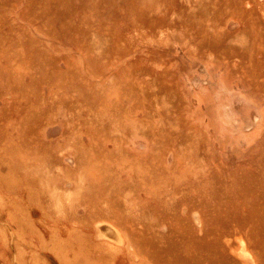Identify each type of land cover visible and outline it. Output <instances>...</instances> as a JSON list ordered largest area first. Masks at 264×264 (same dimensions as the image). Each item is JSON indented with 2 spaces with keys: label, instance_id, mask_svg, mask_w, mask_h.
Instances as JSON below:
<instances>
[{
  "label": "rangeland",
  "instance_id": "rangeland-1",
  "mask_svg": "<svg viewBox=\"0 0 264 264\" xmlns=\"http://www.w3.org/2000/svg\"><path fill=\"white\" fill-rule=\"evenodd\" d=\"M262 204L264 0H0V264H263Z\"/></svg>",
  "mask_w": 264,
  "mask_h": 264
},
{
  "label": "bare ground",
  "instance_id": "bare-ground-1",
  "mask_svg": "<svg viewBox=\"0 0 264 264\" xmlns=\"http://www.w3.org/2000/svg\"><path fill=\"white\" fill-rule=\"evenodd\" d=\"M237 170H238V169H237ZM234 172H235V171H234ZM239 173H240V172H239ZM242 175H243V174H242ZM218 177H219V176H218ZM257 181H258V180H257ZM258 182H259V181H258ZM223 183H224V182H223ZM238 184H239V183H238ZM240 185H241V184H240ZM222 186H223V185H222ZM242 186H243V185H242ZM253 187H254V186H253ZM242 188H243V187H242ZM227 189H229V188H227ZM239 191H240V190H239ZM254 191H255V190H254ZM240 193H241V192H239V194H240ZM251 193H254V192L251 191ZM227 194H228V193H227ZM241 194H243V192H242ZM249 194H250V193H249ZM255 194H256V192H255ZM243 195H244V194H243ZM238 196L240 197V195H238ZM249 196H250V195H249ZM254 196H255V195H254ZM250 197H251V196H250ZM257 198H259V197H257ZM241 199H242V198H241ZM243 199H245V196H244ZM228 200H229V199H228ZM236 200H237V199H236ZM229 201H230V200H229ZM237 201H239V200H237ZM252 201H253V200H252ZM257 201H258V199H257ZM257 201H256V202H257ZM241 202H242V200H241ZM243 202H244V201H243ZM239 203H240V201H239ZM244 203H246V201H245ZM244 203H243V205H244ZM249 203H251L250 206H252V202H249ZM257 203L259 204V202H257ZM261 203H263V202L261 201ZM234 204H236V203H234ZM258 204H257V205H258ZM228 205H229V204H228ZM237 205H238V204H237ZM237 205H236V206H237ZM262 205H263V204H262ZM231 206L234 207L233 205H231ZM231 206H230V208H231ZM255 206H256V204H255ZM260 206H261V205H260ZM188 207H189V206H188ZM223 207H224V205H223ZM226 207H227V206H226ZM237 207H238V206H237ZM246 208H247V207H246ZM254 208H256V207H254ZM258 208H259V207H258ZM263 208H264V205H263ZM189 209H190V208H189ZM223 209H225V208H223ZM237 209H238V208H237ZM237 209H236V210H237ZM240 210H241V208H240ZM243 210H244V209H243ZM248 210H249V209H248ZM250 210H252L251 207H250ZM254 210H255V209H254ZM257 210H260V208H259V209L256 208V211H257ZM229 211H230V210H229ZM231 211L233 212V210H231ZM262 211H263V210H262ZM235 212H236V211H235ZM235 212H234V213H235ZM250 212H251V211H250ZM252 212H253V211H252ZM252 212H251V213H252ZM254 212H255V211H254ZM254 212H253V213H254ZM230 213H231V212H230ZM236 213H237V212H236ZM241 213H243V211L239 213V217H240V215H242V216L244 215V214H241ZM245 213H246V212H245ZM251 213H248V214H251ZM253 213H252V214H253ZM262 213H264V212H262ZM258 214H260V212H258ZM235 215H236V214H235ZM253 215H254V214H253ZM261 215H262V214H261ZM261 215H259V216H261ZM183 216H184V215H183ZM187 216H188V215H187ZM223 216H224V215H223ZM236 216H237V215H236ZM250 216H251V215H250ZM176 217L178 218V216H176ZM232 217H233V216H232ZM243 217H244V216H243ZM247 217H249V215L246 216L245 218H247ZM253 217H254V216H253ZM263 217H264V216H263ZM188 218H190V217H188ZM234 219H235V217H234ZM236 219H237V218H236ZM236 219H235V220H236ZM249 219H250V218H249ZM252 219H253V218H252ZM255 219H256V217H255ZM255 219H254V220H255ZM230 220H231V219H229L228 221H230ZM245 220H247V219H245ZM254 220H253V223L256 222V221H254ZM188 221H189V220H188ZM201 221H202V220H201ZM231 221H232V220H231ZM237 221H239V220H237ZM240 221H241V220H240ZM247 221H248V220H247ZM260 221H261V218H260V220H259L258 222H260ZM221 222H222V221H221ZM225 222H226V219H225ZM262 222H264V221L262 220ZM202 223H203V222H202ZM245 223H246V222H245ZM249 223H250V222H249ZM222 224H223V223H222ZM234 224H235V223H234ZM236 224L238 225V223H236ZM236 224H235V226H236ZM239 224H240V223H239ZM202 225H203V224H202ZM229 225H230V223H229ZM240 225L242 226V224H240ZM255 225H256V224H255ZM259 225H261V224H259ZM259 225H258V226H259ZM262 225L264 226L263 223H262ZM172 226H173V225H172ZM219 226H220V224H219ZM232 226H233V225H232ZM235 226H234V227H235ZM247 226H248V224H247ZM256 226H257V225H256ZM222 227H223V225H222ZM228 227H229V226H228ZM237 227L239 228V226H236V228H237ZM252 227H253V224H252ZM224 228H226V229H228V230H229V229L232 230L233 227H232V228H231V227L227 228V226H224ZM246 228H248V227H246ZM262 228H263V227H262ZM171 229H172V228H171ZM251 229H252V228H251ZM257 229H258V228H257ZM259 229H260V227H259ZM222 230H223V229H222ZM224 230H225V229H224ZM228 230H227V231H228ZM255 230H256V229H255ZM255 230H254V231H255ZM199 231H201V230H199ZM254 231H253V233H255ZM215 232H217V231H215ZM246 232H247V231H246ZM251 232H252V230H251ZM258 232H259V231H258ZM261 232H263V231H261ZM140 233H141V232H140ZM224 233H226V232H224ZM232 233H234V231H233ZM237 233H238V232H237ZM237 233H235V234H237ZM239 233H240V232H239ZM243 233L245 234V232H243ZM216 235H217V234L215 233L214 236H216ZM232 235H233V234H232ZM232 235H231V238H232ZM247 235H248V234H247ZM247 235H246V236H247ZM251 235H252V233H251ZM206 236H208V234H206ZM225 236H226V235H225ZM225 236H223V237H225ZM234 236H235V235H234ZM239 236H241V235H239ZM239 236H235V238H237V237H239ZM242 236H243V235H242ZM254 236H255V234H254ZM254 236H253V237H254ZM258 236H261V234L259 233ZM258 236H255V237H258ZM148 237H149V236H148ZM228 237H230V236H228ZM248 237H249V236H248ZM253 237H252V239H253ZM255 237H254V239H255ZM194 238H195V237H194ZM261 238H262V237H261ZM261 238H260V239H261ZM239 239H241V238H239ZM193 240H194V239H193ZM230 240H231V239H230ZM257 240H259V238H258ZM262 240H263V239H262ZM262 240H259V241H262ZM179 241H181V239H180ZM199 241H201V240H199ZM208 241H209V239H208ZM210 241H211V240H210ZM228 241H229V239H228ZM245 241H246V240H245ZM146 242H147V241H146ZM183 242L186 243L185 241H183ZM226 242H227V240H226ZM230 242H234V244L232 243V246L235 245V244H237V243H239V242H237V240H236L237 243H235V241H232V240H231ZM241 242H242V241H241ZM247 242H248V241H247ZM247 242H246V244H247ZM251 242H252V241H251ZM251 242L249 243V245L251 244ZM255 242H256V240H255ZM262 242H263V241H262ZM184 243H183V244H184ZM205 243H207V242H205ZM210 243H211V242H210ZM213 243H214V244H217V243H215V242H213ZM213 243H212V244H213ZM219 243L221 244V242H219ZM227 243H228V242H227ZM148 244H149V243H148ZM214 244H213V245H214ZM225 244H226V243H225ZM239 244H240V243H239ZM146 245H147V244H146ZM204 245H205V244H204ZM213 245H212V246H213ZM230 245H231V244H230ZM237 245H238V244H237ZM147 246H148V245H147ZM198 246H199V245H198ZM215 246H216V245H215ZM221 246L224 247V245H221ZM232 246H231V247H232ZM242 246H243V245H242ZM242 246H240V247H242ZM247 246H248V244H247ZM257 246H259V245L257 244ZM150 247H151V246H150ZM205 247H206V245H205ZM219 247H220V246H219ZM231 247H230V248H231ZM243 247H244V246H243ZM260 247L263 248L262 245H261ZM230 248H229V249H230ZM234 248H235V247H234ZM234 248H233V249H234ZM257 248H258V247H257ZM261 248H259V249H261ZM227 249H228V247H227ZM233 249H231V250H233ZM235 249H236V248H235ZM250 249H251V248H250ZM242 250H243V249H242ZM251 250H252V249H251ZM262 250H264V248H263ZM169 251H170V250H169ZM174 251H175V250H174ZM220 251H221V250H220ZM227 251H228V250H227ZM233 251H234V250H233ZM252 251H253V250H252ZM252 251H251V252H252ZM192 252H193V251H192ZM231 252H232V251H231ZM238 252H240V251H238ZM186 253H187V252H186ZM254 253H255V252H254ZM252 254H253V252H252ZM255 254H256V253H255ZM255 254H253V256H255ZM258 254H259V253H258ZM156 255H157V254H156ZM157 256H158V255H157ZM220 256H221V255H220ZM220 256H219V257H220ZM235 256H236V255H235ZM211 257H212V256H211ZM216 257H217V256H216ZM225 257H227V256H225ZM159 258H160V257H159ZM159 258H158V260H159ZM198 258H199V257H198ZM254 258H255V257H254ZM156 259H157V257L155 258V260H156ZM189 259H190V258H189ZM229 259H231V258H229ZM232 259H233V258H232ZM162 260H163V259H162ZM167 260H168V259H167ZM167 260H165V261H167ZM184 260H186V259H184ZM224 260H225V259H224ZM224 260H222V261L224 262ZM235 260H236V259H235ZM255 260H256V259H255ZM258 260H259V259H258ZM260 260H261V258H260ZM170 261H172V259H171ZM174 261H175V260H174ZM174 261H172V262H174ZM215 261H217V260H215ZM229 261H230V260H229ZM157 262H158V261H157ZM168 262H169V261H168ZM202 262H203V261H202ZM207 262H208L209 264H217V262H214V260L211 261V258L208 259ZM257 262H258V261H257ZM259 262H260V261H259ZM159 263H160V261H159L158 263H156V264H159ZM162 263H163V262H162ZM170 263H171V262H170ZM175 263H176V262H175ZM199 263H201V262L199 261ZM203 263H204V262H203ZM227 263H228V262H227ZM260 263H261V262H260ZM171 264H172V263H171ZM221 264H222V263H221ZM234 264H235V263H234ZM243 264H244V263H243ZM263 264H264V263H263Z\"/></svg>",
  "mask_w": 264,
  "mask_h": 264
}]
</instances>
